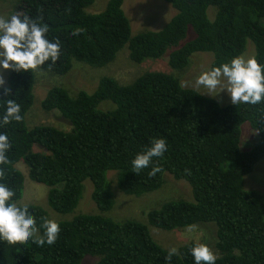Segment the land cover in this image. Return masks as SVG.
<instances>
[{
    "label": "trees",
    "instance_id": "trees-1",
    "mask_svg": "<svg viewBox=\"0 0 264 264\" xmlns=\"http://www.w3.org/2000/svg\"><path fill=\"white\" fill-rule=\"evenodd\" d=\"M8 1L13 4L10 16L42 18L50 27L49 38L58 37L62 45L55 63L28 72L8 70L4 87L11 94L5 97L0 88V114L5 101L14 99L23 119L0 127L12 145L9 163L0 165V182L13 189L14 199L22 204L26 176L18 167L24 166L32 182L48 187L53 211L65 215L75 211L84 182L90 180L91 198L100 213L58 220L61 231L53 245L38 246L31 239L16 245L0 241V264H82L87 256L97 257L96 264H194L190 248L195 244L180 247L169 259V250L153 239L148 225L103 215L114 207V186L141 197L160 191L169 178L189 184V198L164 200L160 209L148 212L145 223L165 231L212 225L216 264H264V190L246 189L247 177L264 161V103L222 104L183 81L196 54L211 53L213 66L244 55L252 45L264 63V0H163L178 13L160 31L135 36L124 0H109L97 14L86 11L96 0L0 4ZM76 30L81 31L74 36ZM125 46L136 64L167 54L169 68L145 72L128 85L103 77L93 93L71 95L65 87L54 86L41 109L58 112L69 130L27 125L38 73L63 77L74 62L105 67ZM105 101L115 107L108 103L107 109L106 103L101 109ZM246 124L257 140L245 146ZM155 137L166 139L167 152L136 174L131 160ZM155 165L162 171L150 176ZM28 205L38 226L42 218L54 219L40 205Z\"/></svg>",
    "mask_w": 264,
    "mask_h": 264
},
{
    "label": "rangeland",
    "instance_id": "rangeland-1",
    "mask_svg": "<svg viewBox=\"0 0 264 264\" xmlns=\"http://www.w3.org/2000/svg\"><path fill=\"white\" fill-rule=\"evenodd\" d=\"M108 1L109 0H96L86 11L92 14L101 13L105 10ZM123 9L130 19L132 36L144 31H160L178 13L174 7L163 0H124ZM12 10L13 4L11 2L1 3L0 17H10V12ZM192 37L193 36H190L189 38ZM254 52L253 46L250 45L244 55L245 57H249L254 55ZM165 56L160 59H147L141 64H136L131 61L128 46H125L118 53L116 59L105 67L95 68L84 63L74 62L71 71L63 77H54L55 75L40 72L37 75V81L34 87V104L26 115L27 125L33 128L45 123L62 130H69L68 121L62 118L58 112L46 113L41 109V102L52 87L63 86L71 95H75L81 90L93 93L103 77H111L122 85H128L145 72L165 71L168 67L166 61L167 57L165 59ZM212 60V54L201 53L195 55L192 69L183 79L185 84L193 86L203 92H207L203 87L197 88L195 86V79L202 71L211 66ZM0 71H3L4 79L7 82L8 70ZM213 97L218 99L222 104L231 103L230 97L226 91H222ZM106 103L111 104L113 108L115 107L111 101H105L100 105V108L103 109L102 106ZM109 104L105 106L107 109H109ZM242 133L245 146L250 145L252 142L255 143V140H257V134H255L247 124L243 125ZM259 163V165H256L255 171L247 177L246 189L264 190V161H260ZM18 168L26 176L22 204L40 205L46 209L49 215H51V218L57 221L65 219L71 220L79 214L100 213L96 207L95 201L91 198L93 184L90 180L84 182L82 197L75 211L71 214L63 215L53 211L49 206L47 200L48 187L43 184L32 182L24 166H19ZM114 176V173L109 174L111 179H113ZM113 190L115 193L114 207L110 211L103 213V215L117 222L133 219L148 225L151 236L164 249L168 250L173 247L179 248L189 242L207 244L208 237L213 236L215 233L211 228L203 225L191 229L186 228L185 231L175 230L172 232L158 229L149 225L148 222L145 223L147 221L148 212L160 209L165 204L164 200L168 198V200L180 199L182 197L187 198V195L191 193V188L184 181L176 182L174 179L169 178V182L166 183L160 191L148 193L141 197L126 195L119 191L116 186L113 187ZM97 261V257L87 256L82 264H96Z\"/></svg>",
    "mask_w": 264,
    "mask_h": 264
},
{
    "label": "clouds",
    "instance_id": "clouds-1",
    "mask_svg": "<svg viewBox=\"0 0 264 264\" xmlns=\"http://www.w3.org/2000/svg\"><path fill=\"white\" fill-rule=\"evenodd\" d=\"M49 31V25L43 23L42 18H33L26 14H13L8 18L0 17V70L28 72L38 69L48 61L55 63L60 57L62 41L58 37L50 39ZM80 31L76 30L72 34L76 36ZM5 83L3 71H0V88L7 97L11 94V89L4 87ZM195 86L203 87L211 96L226 91L233 105L264 103V63L259 62L255 55L249 57L243 54L238 55L230 61L206 68L196 77ZM22 119L21 105L14 99H7L3 113L0 114V127L12 121L20 122ZM11 147L7 133L0 131V165L9 163L7 154ZM167 150L168 144L165 138H153L151 145L138 152L131 160L134 172L138 174L141 170L153 165V158L162 159ZM160 171H162L161 167L155 165L151 168L149 175L155 176ZM3 174V169H0V176ZM15 195L13 189L0 182V241L8 245H16L18 242L31 239L38 246L53 245L61 231L59 222L42 218L43 222L38 226L37 218L29 210V205L17 202L14 199ZM189 195L187 198L180 199L186 200ZM207 226L213 230L212 225ZM40 229L44 230L43 234L37 235ZM181 230L186 229L177 231ZM216 237V233L208 237L207 244L201 242L185 244H195L190 248L194 264H216L217 250L214 246ZM179 248L168 249V258L176 255Z\"/></svg>",
    "mask_w": 264,
    "mask_h": 264
}]
</instances>
